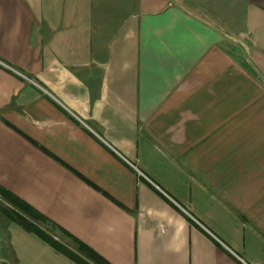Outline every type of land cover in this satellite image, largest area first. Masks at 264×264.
<instances>
[{
	"label": "crops",
	"instance_id": "crops-1",
	"mask_svg": "<svg viewBox=\"0 0 264 264\" xmlns=\"http://www.w3.org/2000/svg\"><path fill=\"white\" fill-rule=\"evenodd\" d=\"M0 186L109 264H264V0H0Z\"/></svg>",
	"mask_w": 264,
	"mask_h": 264
},
{
	"label": "trees",
	"instance_id": "trees-1",
	"mask_svg": "<svg viewBox=\"0 0 264 264\" xmlns=\"http://www.w3.org/2000/svg\"><path fill=\"white\" fill-rule=\"evenodd\" d=\"M0 199V231L5 238L7 237V232L5 225H2L1 222L4 224L13 222L21 226L25 231L35 234L42 241L50 245L55 251L68 257L76 264H109L94 251L86 247L74 237H71V235L63 230H61L62 234L72 239V242L76 245V252L78 253L73 252L67 246L56 241L50 234L42 230L40 225L49 224L53 229H58V227L50 223L47 218L1 186Z\"/></svg>",
	"mask_w": 264,
	"mask_h": 264
},
{
	"label": "rangeland",
	"instance_id": "rangeland-1",
	"mask_svg": "<svg viewBox=\"0 0 264 264\" xmlns=\"http://www.w3.org/2000/svg\"><path fill=\"white\" fill-rule=\"evenodd\" d=\"M0 201H1V199H0ZM3 204H4V203H3ZM4 205H5V204H4ZM40 227H42L43 229H45L44 231H46V232H47L48 234H50V235H53V236H54L55 233H58L57 231H53V230L50 229V228H49V229H50V230H49L48 227L45 228L43 225H40ZM58 238L61 240V242H62L63 244L67 245L72 251H74V252L76 251V246H75V244H73V243H71V242H66V241H65V238L62 237V236H61V237H58ZM5 239H6V238H5ZM4 242H5V243H4V244H5V245H4V248H5V249H4V250H5V252H7L6 250H9V249H10V247H9V242H8L7 240H5ZM12 257H13V256H12ZM10 258H11V257H10ZM3 263L5 264L6 262H1L0 264H3ZM12 263H13V264H17V262H15V261H14V262H11V263L8 262L7 264H12Z\"/></svg>",
	"mask_w": 264,
	"mask_h": 264
},
{
	"label": "built area",
	"instance_id": "built-area-1",
	"mask_svg": "<svg viewBox=\"0 0 264 264\" xmlns=\"http://www.w3.org/2000/svg\"><path fill=\"white\" fill-rule=\"evenodd\" d=\"M169 6H172V3H169Z\"/></svg>",
	"mask_w": 264,
	"mask_h": 264
},
{
	"label": "water",
	"instance_id": "water-1",
	"mask_svg": "<svg viewBox=\"0 0 264 264\" xmlns=\"http://www.w3.org/2000/svg\"><path fill=\"white\" fill-rule=\"evenodd\" d=\"M4 264V263H3ZM5 264H7V263H5Z\"/></svg>",
	"mask_w": 264,
	"mask_h": 264
}]
</instances>
